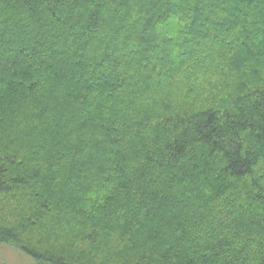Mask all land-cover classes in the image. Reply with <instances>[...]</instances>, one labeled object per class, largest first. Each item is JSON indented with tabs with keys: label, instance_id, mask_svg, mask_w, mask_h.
<instances>
[{
	"label": "trees",
	"instance_id": "16d2710c",
	"mask_svg": "<svg viewBox=\"0 0 264 264\" xmlns=\"http://www.w3.org/2000/svg\"><path fill=\"white\" fill-rule=\"evenodd\" d=\"M115 1L0 0V244L264 264V0Z\"/></svg>",
	"mask_w": 264,
	"mask_h": 264
},
{
	"label": "rangeland",
	"instance_id": "374dc122",
	"mask_svg": "<svg viewBox=\"0 0 264 264\" xmlns=\"http://www.w3.org/2000/svg\"><path fill=\"white\" fill-rule=\"evenodd\" d=\"M117 2H118V0L115 1L114 3L116 4ZM242 8L244 10H247L249 7L246 6V7H242ZM254 8H256L258 11H260L261 8H263V6L255 4ZM164 14L166 17V20H165L166 21L165 22L166 29H162L163 27L161 28V26H162L161 24L155 25L156 26L155 28H157L159 30L168 31L169 29H171L175 25V23L178 20V16L175 13H171V12L164 13ZM108 15L110 16V18H113L112 17L113 14L108 13ZM151 22H154V21H151ZM106 23H108V19L106 20V17H104L103 19H101L100 28L102 25H104ZM227 24H229V22ZM102 28H104V26H102ZM82 29H83V26H82ZM154 43L156 45H161V46H164L167 49H169L170 57H172L175 60L178 59L177 52L180 51V49L178 50L177 47H175V45L173 43H169V42L168 43H160V42L153 41L152 44L154 45ZM263 47L264 46H262V48ZM182 53H184V52H182ZM196 54H197L196 52L192 51L190 53H188V52L185 53V56L193 58V57L197 56ZM90 58L91 57L88 56L86 63L88 62V60H90ZM89 64H91V62H89L88 65ZM87 69L90 70L91 73H93L92 76H95V73L96 74L107 73V75H111V73H112L111 67H109V61L108 60L106 62L104 60H102V63L93 62V64L91 66L90 65L87 66ZM93 71H95V72H93ZM186 72H188L187 69H186ZM0 264H34V262L28 255L21 252L18 248L0 244Z\"/></svg>",
	"mask_w": 264,
	"mask_h": 264
}]
</instances>
